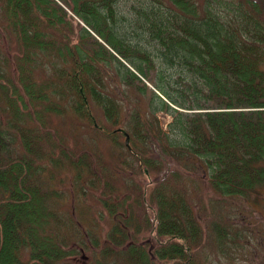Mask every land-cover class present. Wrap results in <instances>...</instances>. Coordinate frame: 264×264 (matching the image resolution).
Returning a JSON list of instances; mask_svg holds the SVG:
<instances>
[{"label":"trees","instance_id":"trees-1","mask_svg":"<svg viewBox=\"0 0 264 264\" xmlns=\"http://www.w3.org/2000/svg\"><path fill=\"white\" fill-rule=\"evenodd\" d=\"M59 1L84 26L75 23L78 28L73 29L72 17L56 0H0L2 17L21 51L13 82L0 86L1 98L19 122L34 120L48 137L43 139L52 140L51 146L62 151L74 176L87 167L96 181L94 187L99 184L98 198L115 224L101 246L90 247L100 253L92 264H199L191 251L204 235L197 208L186 196L184 178L201 170L217 202L231 197L247 200L258 188L264 190V0ZM113 52L143 77L146 68L158 63L156 88L167 101L152 93L161 104L150 102L148 112L133 108L120 120L105 84L120 79L133 86L139 75ZM38 55L56 68L64 100L59 106L51 101V88L37 85L32 69H27L29 63L36 64ZM164 80L174 83V89L167 90ZM86 94L94 97L112 124H124L125 129L111 135H129L125 145L137 159L138 169L164 162L133 154L136 141L167 160L168 175L147 194L143 185L126 183L122 175L126 162L109 179L95 151L65 145L62 136L61 144H56L52 113L61 112L63 117L70 109L75 113L68 114L70 118L85 116L93 121ZM157 111L170 116L165 128L156 118ZM1 123L0 115V264H81L76 255L82 250L60 239L54 225L57 215L43 193L38 136L30 139L27 128L21 132V153L12 160ZM113 183L122 191L115 193ZM145 203L156 206L153 233L161 241L167 238L163 243H157L152 233L151 239H134L140 230L132 227L133 211L139 205L146 210ZM226 225L235 224L223 223L220 214L211 221L213 252L235 257L237 232ZM241 230L246 237V229ZM147 240L153 247L149 244L146 249Z\"/></svg>","mask_w":264,"mask_h":264},{"label":"rangeland","instance_id":"rangeland-1","mask_svg":"<svg viewBox=\"0 0 264 264\" xmlns=\"http://www.w3.org/2000/svg\"><path fill=\"white\" fill-rule=\"evenodd\" d=\"M133 1L131 0V2ZM56 2L68 13L69 17H72L71 23L73 29L78 28L75 23L84 26L82 21L70 8L59 0H56ZM131 2H127V4ZM108 27V25L103 26V28ZM93 37L107 48L108 45L102 39L96 35ZM88 41L91 43V39ZM113 53L132 72L135 71L129 62L121 58L117 53ZM151 54L155 56L156 54H160V52H151ZM20 57L21 51L17 46L16 38L10 28L6 26L5 19L0 12V86L13 82L12 75H15ZM34 58L36 59V64L29 63L27 65V69H32L31 78L37 85L42 84L44 87H50V94L53 98L51 101L55 106L61 105V102L64 103V100L61 101V84H58L60 80L58 79L56 68L47 63L45 57L42 55L35 56ZM37 61H39V64ZM54 61L58 64V58H54ZM153 64L150 69H145L146 77L141 76L135 71L139 75H137L139 80L133 82L132 84H135L133 86L125 85L120 79L109 81L108 84H105L107 86L106 93L110 96L109 99L116 103L117 109L120 110L118 113L120 120H124L127 117L125 114L133 108H139L142 112H148L150 102H155L158 105L161 104L160 100H156L153 94L160 95L161 100L167 101L156 88V73L160 70V67L156 62ZM114 74L116 76L115 71ZM164 81L165 84H169L166 88L167 90L174 89L172 86L174 83ZM159 83L163 84L161 81ZM136 85L146 86L145 91H138ZM2 91L0 88L1 126L3 134H6V148H9L7 150L11 153L8 156L13 160L21 153L19 144L24 136L21 132H25L26 128L28 131L26 134H28L30 139L31 136H35L36 138L38 136L40 138V140L37 138V144L39 146L38 151L41 150L40 158L38 159L42 170L38 172L40 173L38 177L43 185V193L50 197L51 208L57 215L54 225L57 227L60 239L62 237L68 245H73L79 251L82 250V253L80 252L76 255L78 263L92 264L94 260L100 257V253L93 251L90 247L101 246L104 238L108 236L115 224L113 217L106 210H103L105 208L102 207V203L98 198L99 184L96 188L94 187L96 181L87 167L82 171H77L74 176L73 170L69 167L68 160L64 157L62 151L51 146L52 140L43 139L48 137L43 134L41 129L35 127L34 120L29 121L24 118L22 122H19L20 118L12 117L11 113L13 111L10 105L7 104L4 97L1 98ZM83 97L84 99L88 98L93 121H88L85 116L81 119L76 117L70 118L68 114H75L70 109L67 110V114L63 117L61 116V112L58 114L52 113L51 120L55 125L54 127L57 126L55 128L56 144H61L62 136L65 145L73 148L86 147L85 150L88 152H92L91 150L95 151L97 156L104 161L102 169L109 179H114L115 175L111 173L116 168L120 169L123 163L126 162L122 174L126 179V183L138 188H140V185H143L147 194L155 186L156 181L168 175L167 160L161 153L157 151L153 152L152 149H148L143 143L136 141L133 154L136 152L142 153L140 155L144 156V158H148L149 156L152 160L156 161L159 158L164 162L161 166L159 164V166H152L149 169L142 166L141 169H138V163L135 161L137 159L125 145V135L121 133L111 135L113 130L124 128V124L121 121L119 124H112L111 121L106 119L94 97H90V94L83 95ZM65 102L70 104V100ZM155 115L160 125L165 128L167 122L170 120L169 114L164 111H157ZM65 118L68 121L61 123ZM73 152H76L74 154H78L77 151ZM86 155L83 154L82 156L85 157ZM83 157H81L82 160H84ZM117 171L119 174L120 171ZM192 176L193 178H184L183 185L188 190L185 189L187 192L186 196H191L190 202L197 208L196 212L201 225L202 237L204 235L203 239L193 246L191 251L198 258V263L264 264V250H262L264 247L258 246L259 242L264 244V190L258 188L257 192L255 191L256 193L247 198V200L231 197L217 202L213 201V199H218V196L210 191L203 172L199 170L192 174ZM113 190L115 193L122 191L116 183H113ZM126 190L128 189L126 188ZM148 204L146 205L145 203V206L148 207L146 210H143L142 206L139 205L133 211L132 227L135 229L136 226L140 230L139 235L134 237L138 242L146 240L147 237L151 239V235L156 242L159 240L153 233L156 222L154 218V208L156 209V206ZM214 207L217 208L215 211H213ZM219 214L223 218V223L235 224L226 225L237 232V244L235 245L237 251H233L237 254L235 257L229 256L223 258V256L219 257L213 252V236L210 232L211 221ZM151 225L153 228H151ZM241 228L246 229V237H243L244 233ZM166 240H159V242L163 243ZM149 241L147 240L146 249L150 245L152 246V241Z\"/></svg>","mask_w":264,"mask_h":264},{"label":"water","instance_id":"water-1","mask_svg":"<svg viewBox=\"0 0 264 264\" xmlns=\"http://www.w3.org/2000/svg\"><path fill=\"white\" fill-rule=\"evenodd\" d=\"M119 131H121L122 133H125L124 130L119 129ZM125 138H126V140H127V139H128V136L126 135Z\"/></svg>","mask_w":264,"mask_h":264}]
</instances>
